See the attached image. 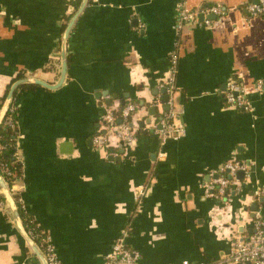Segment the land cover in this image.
Masks as SVG:
<instances>
[{"label":"crops","instance_id":"obj_1","mask_svg":"<svg viewBox=\"0 0 264 264\" xmlns=\"http://www.w3.org/2000/svg\"><path fill=\"white\" fill-rule=\"evenodd\" d=\"M68 1L0 0V95L19 72L58 80L61 37L81 4L74 10ZM178 1L88 0L67 38L65 82L18 93L20 209L50 237L61 264H102L122 232L137 264H223L232 234L264 220V88L254 90L264 80V16L239 9L253 0H186L226 12L212 26L190 22L176 31ZM230 78L247 91L249 111L225 103ZM125 100L138 105L134 141L94 145L105 109ZM171 110L185 132L163 140L155 126L170 121ZM227 160L249 171L215 198L205 184ZM8 212L2 196L0 264H40Z\"/></svg>","mask_w":264,"mask_h":264},{"label":"built area","instance_id":"obj_2","mask_svg":"<svg viewBox=\"0 0 264 264\" xmlns=\"http://www.w3.org/2000/svg\"><path fill=\"white\" fill-rule=\"evenodd\" d=\"M240 10L246 13V17L264 16V0H253L242 5ZM226 12L225 6L219 3L207 4L200 8H189L186 0H179L176 5V24L175 30H181L185 24L193 22L197 25L212 26L213 18L211 16L220 17ZM202 16V19L199 16ZM177 60V53L170 54V73L164 82L168 99L167 105L169 107L173 104L174 85L173 73ZM264 88V80L258 79L254 85V90L260 92ZM222 96L226 104L249 111L251 109L250 103L247 99V91L243 85L236 79H228L224 85ZM12 104V102H11ZM9 106V110L13 111L14 105ZM138 105L135 102H127L122 106L114 105L107 107L102 115V135H96L93 138L94 145H100L101 142L108 147H116L119 143L130 144L134 141L135 135L139 130V124L136 120H128L130 113L136 111ZM170 121L161 120L155 127L163 140L177 139L185 132L181 123L176 121V115L171 110L168 113ZM9 126L15 128L17 125L16 119L7 117L5 121ZM19 131L17 133V140L19 139ZM16 141V150H17ZM220 176L211 180L210 183L205 184V189L210 195L215 198L226 197L234 190L236 184V174L239 171L245 174L249 171V165L243 161L227 160L220 168ZM8 188V187H7ZM9 189V188H8ZM12 189H15L14 187ZM12 189H9L11 192ZM142 187H138L135 191V198L143 195ZM262 194V191L256 193ZM19 203L22 206L21 198ZM226 205L218 209L216 213L225 212ZM254 232L246 235L232 234L229 250L226 254L223 264H264V220L261 217L254 218ZM42 233V234H41ZM37 234L40 237V242L43 245L41 254L45 257L48 264H61L57 258V254L53 248L50 237L43 231ZM125 232L117 238L109 252L104 256L102 264H137L139 253L127 247L124 243ZM182 264H196L188 261ZM197 264H212L209 262H199Z\"/></svg>","mask_w":264,"mask_h":264},{"label":"trees","instance_id":"obj_3","mask_svg":"<svg viewBox=\"0 0 264 264\" xmlns=\"http://www.w3.org/2000/svg\"><path fill=\"white\" fill-rule=\"evenodd\" d=\"M68 3L72 6V9L75 10L79 5L80 0H72V1H68ZM68 18L69 15L67 16V19ZM23 76L24 73L19 72L14 77V80L22 78ZM10 84H8L4 92L0 95V108L2 106L3 100L6 96ZM35 87L36 85L34 84H22L15 89L11 104L14 105L15 108L13 109V111H10L8 109L2 122L0 123V176L2 177L4 183L9 189H12L19 179H23L22 162L16 154L17 133L19 131V119H18L19 108H18V104H16L18 93L21 90L34 89ZM127 102L129 101L125 100V103ZM136 111L129 114L128 120H135L137 118ZM9 116L12 117L13 119H16L17 125L15 126V128H12L5 122L6 118ZM99 134H102V131ZM11 194L19 209V213L25 219L24 227L26 231L34 240L36 246L40 250H43V245L40 242L41 241L40 237L37 236V234L41 233V230L37 228L35 222L29 216L25 217L23 211L20 209L21 205L19 203L17 189H12ZM0 199H2L1 194H0Z\"/></svg>","mask_w":264,"mask_h":264},{"label":"water","instance_id":"obj_4","mask_svg":"<svg viewBox=\"0 0 264 264\" xmlns=\"http://www.w3.org/2000/svg\"><path fill=\"white\" fill-rule=\"evenodd\" d=\"M88 3V0H81V4L78 8V10L76 11V13L71 17V19L69 20L63 35L61 37V47H60V59H61V66H60V73H59V77L58 80L55 83H49L43 80H40L39 78L36 77H23V78H19L17 80H15L14 82H12L8 88V91L6 93V96L3 100L2 106L0 108V123L2 122L11 102L13 99V94L15 89L22 85V84H35L47 89H55L60 87L66 80V71H67V55H66V44H67V38L71 29V26L75 20V17L77 16V14L85 7V5ZM212 18H214L213 16H211ZM200 19H202V16H199ZM162 92L164 93L165 90L163 89ZM168 99V96L166 94H164L162 101L166 102ZM111 104V100H108L106 102V105L109 106ZM165 108L168 109L169 106L166 104ZM64 144V143H63ZM65 147H69L70 143H65L64 144ZM237 177L242 179L244 176V172L239 171L237 172ZM16 186H14L15 188ZM0 193L2 194V196L4 197L5 201L7 202L8 206H9V214L11 215V217H13L14 221L16 222L17 228L20 232V234L23 236V238L25 239L29 249L31 250L32 254H34L40 264H48L45 257L41 254L40 250L37 248L34 240L31 238V236L28 234V232L26 231L25 227L22 224L20 215H19V210L18 207L15 203V200L13 199L9 189L7 188L6 184L4 183L2 177L0 176ZM260 202L264 201V198L261 197ZM253 210H256V205L253 206ZM238 230L240 233H243V229L242 226H238ZM249 233L254 232V229H249L248 230Z\"/></svg>","mask_w":264,"mask_h":264}]
</instances>
